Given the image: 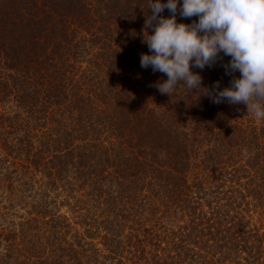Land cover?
I'll list each match as a JSON object with an SVG mask.
<instances>
[{
	"label": "trees",
	"instance_id": "trees-1",
	"mask_svg": "<svg viewBox=\"0 0 264 264\" xmlns=\"http://www.w3.org/2000/svg\"><path fill=\"white\" fill-rule=\"evenodd\" d=\"M149 15L0 0V264H264V120L161 94ZM229 60L192 69L202 88L229 86Z\"/></svg>",
	"mask_w": 264,
	"mask_h": 264
},
{
	"label": "clouds",
	"instance_id": "clouds-1",
	"mask_svg": "<svg viewBox=\"0 0 264 264\" xmlns=\"http://www.w3.org/2000/svg\"><path fill=\"white\" fill-rule=\"evenodd\" d=\"M165 9L168 17L162 15ZM148 10L143 43L150 54H140V66L167 77L153 85L161 94L170 96L183 85L215 104H243L247 113L264 120V0H148ZM177 14L198 19L178 23ZM221 53L230 57L222 65L232 77L229 86L221 89L216 81L211 89L202 88L201 75L192 69L212 67L223 60Z\"/></svg>",
	"mask_w": 264,
	"mask_h": 264
}]
</instances>
